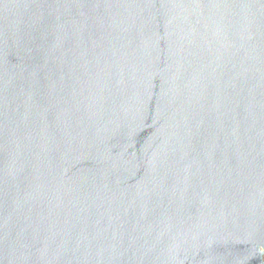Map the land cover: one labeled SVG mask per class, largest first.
Returning <instances> with one entry per match:
<instances>
[{"label": "water", "instance_id": "1", "mask_svg": "<svg viewBox=\"0 0 264 264\" xmlns=\"http://www.w3.org/2000/svg\"><path fill=\"white\" fill-rule=\"evenodd\" d=\"M0 264H264V0H0Z\"/></svg>", "mask_w": 264, "mask_h": 264}]
</instances>
